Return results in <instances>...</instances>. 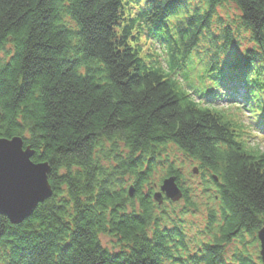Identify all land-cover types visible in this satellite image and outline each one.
Here are the masks:
<instances>
[{
    "label": "trees",
    "instance_id": "obj_1",
    "mask_svg": "<svg viewBox=\"0 0 264 264\" xmlns=\"http://www.w3.org/2000/svg\"><path fill=\"white\" fill-rule=\"evenodd\" d=\"M225 2L255 47L240 50L223 25ZM242 110L248 128L235 120ZM255 133L264 136V0H0V138H23L53 188L21 223L0 214V264H229L226 246L258 240L264 224ZM169 144L218 202L195 247L158 212L153 187L143 191ZM169 176L195 207L173 165ZM231 264L262 262L239 250Z\"/></svg>",
    "mask_w": 264,
    "mask_h": 264
},
{
    "label": "rangeland",
    "instance_id": "obj_2",
    "mask_svg": "<svg viewBox=\"0 0 264 264\" xmlns=\"http://www.w3.org/2000/svg\"><path fill=\"white\" fill-rule=\"evenodd\" d=\"M204 3V0H192V5ZM240 11L237 9L236 5L232 2H225L223 5L217 7V16L221 19V22L224 24H229L234 31V37L240 44V50L244 48L255 47L254 42L250 39V34L244 31V28L240 26L238 15ZM221 23H215L213 28L215 31L220 30ZM208 46L206 42L202 44L200 50H204ZM10 48V46H7ZM194 61L196 59L194 58ZM195 73H191V78L197 80V72L202 68L201 63L196 65ZM229 104H223V108H228ZM233 108V107H232ZM235 120L244 124L247 128L251 126V122L248 117V113L242 111H236ZM254 133V132H253ZM250 145H259L261 149H264V136L258 135L255 133V137L250 140ZM159 162L154 166L152 176L149 178L150 185H145L144 192L150 187H153V190L159 191V187L162 181L167 176V170L170 165H173L177 168L181 174V182L184 188H188L190 193V199L195 203V207H188L185 209L186 202L184 199L171 203L167 199L164 200L163 204L159 207L158 212L163 213L173 217L178 224H181L184 227V230L187 234L188 242H190L192 247H195L196 244L200 241L207 240L208 236H205L203 231L205 230L208 222V210L210 207H217L218 202L210 200L207 191L205 188L208 186V183L204 181L200 172H194V169L197 165L181 152L175 145L169 144L165 146L162 151L161 158ZM208 178V177H207ZM126 187L129 189L133 186V180L129 178ZM210 192L214 193L213 188L208 187ZM137 204V202H136ZM101 242L103 245L109 249H112L113 240L112 238L102 235ZM196 243V244H195ZM191 247V248H192ZM194 249V248H193ZM117 251V249H115ZM242 250L250 254L255 260H257L260 251V244L258 240H255L252 237L246 236L244 241L240 239H234L230 244L226 246L225 256L229 262L232 263V257L234 252Z\"/></svg>",
    "mask_w": 264,
    "mask_h": 264
},
{
    "label": "water",
    "instance_id": "obj_3",
    "mask_svg": "<svg viewBox=\"0 0 264 264\" xmlns=\"http://www.w3.org/2000/svg\"><path fill=\"white\" fill-rule=\"evenodd\" d=\"M34 151L25 146L23 138H0V214L9 218L12 223H21L28 218L34 209L53 195L49 182V163H35L32 160ZM195 173L198 170L194 169ZM134 187L129 188L133 196ZM183 198V191L176 176L166 177L154 199L162 205L167 199L172 202ZM260 244L259 256L264 264V224L257 233Z\"/></svg>",
    "mask_w": 264,
    "mask_h": 264
}]
</instances>
